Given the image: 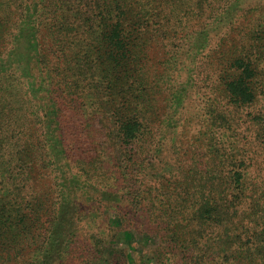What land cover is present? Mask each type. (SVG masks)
<instances>
[{
	"label": "trees",
	"instance_id": "16d2710c",
	"mask_svg": "<svg viewBox=\"0 0 264 264\" xmlns=\"http://www.w3.org/2000/svg\"><path fill=\"white\" fill-rule=\"evenodd\" d=\"M243 1L0 0V264H101L81 224L124 200L161 225L156 264H264V2ZM172 155L142 190L139 160Z\"/></svg>",
	"mask_w": 264,
	"mask_h": 264
},
{
	"label": "rangeland",
	"instance_id": "374dc122",
	"mask_svg": "<svg viewBox=\"0 0 264 264\" xmlns=\"http://www.w3.org/2000/svg\"><path fill=\"white\" fill-rule=\"evenodd\" d=\"M245 1L246 0L238 5H245L247 7V3L244 4ZM255 1L256 0H248V3L255 4ZM218 14H222V12H219ZM236 16H238V14H236ZM240 31V29H237L235 32L230 33V35L234 36L233 38H235V40L238 39L239 41L241 39ZM205 54L206 53L203 52L199 56L188 55L186 56V58H184L185 61L183 65V71L182 73H180L181 75L178 74L180 75L178 80L181 83L188 81H194L197 83L200 80L201 76L199 67L202 63L208 61L206 60ZM253 58L257 59L258 63L260 64V73L262 75L256 81L258 87L257 103L252 106L250 110L253 113L258 114L262 113L264 109V55H255ZM159 60L160 58L156 53L152 52L150 54V60L147 65L151 72L160 67V63H158ZM201 101L202 100L198 90H190L188 100H186L185 102L186 106L190 108V110L187 111L190 116H194L199 113V110L201 109ZM242 113H246V110H241L239 112V115H241ZM201 126L202 124L199 122V119H194L190 123L189 129L193 133L197 132L201 128ZM245 134L247 133L245 132ZM162 157L154 159L153 165L151 166L150 164L142 162V159L139 160L138 164H140L137 168L138 170H140L139 177L141 178V182L143 183L140 184L142 190L148 186L153 187L152 189H154V187H157L160 183L158 177L160 178L161 174L169 175L168 166L173 167L174 170H178L179 168H181V174H183V170L187 165V160H179V158H175V155H172L171 158L163 157L162 159ZM145 166L148 167L145 168ZM148 171L149 174L147 176ZM152 174H155L157 177L152 176ZM180 177H183V175H181ZM147 180H150V184H147ZM125 202L126 201L124 200V202H122L116 208V212H112V210L104 211L103 208H101V215H99L98 218H95V220L92 221H83L80 227V237L87 239L88 246L93 245L99 246L100 249L102 248L104 253L99 254L101 258V264H131L127 259V256L130 253L134 258H136L137 264H156L157 261L154 253L158 248H160V244H162L166 239V235L164 232H162L161 225L156 222L150 221V219L148 221L141 216L134 217L131 220L128 219L125 213L129 212V210L125 205L127 204ZM121 209L123 211L122 213L124 214V220L122 219L123 214H118ZM117 216L121 217L119 225L114 226L110 224V220H116ZM157 225L159 226L158 229ZM128 230L134 233V235L136 236L134 239L128 240L127 238H124L123 232ZM217 232H221V230H217ZM211 238L213 239L214 237Z\"/></svg>",
	"mask_w": 264,
	"mask_h": 264
}]
</instances>
